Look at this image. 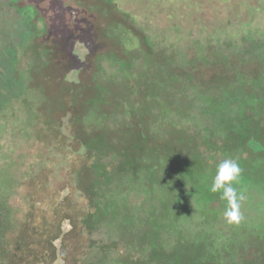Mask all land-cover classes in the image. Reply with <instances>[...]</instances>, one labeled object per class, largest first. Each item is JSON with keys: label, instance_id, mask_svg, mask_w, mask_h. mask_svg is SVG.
<instances>
[{"label": "rangeland", "instance_id": "1", "mask_svg": "<svg viewBox=\"0 0 264 264\" xmlns=\"http://www.w3.org/2000/svg\"><path fill=\"white\" fill-rule=\"evenodd\" d=\"M112 1L144 33L155 56L144 55L126 32H114L132 62L112 53L95 56L97 96L85 113V127L111 133L133 127L163 145L188 139L196 161L184 149L171 164V155L160 152L151 175H133L124 167L94 237L120 240L132 251L151 242L195 241L212 244L226 255L224 261H236L240 249L248 250L253 237L264 234V147L251 139L227 157L201 142L218 138L245 116L264 129V67L246 80L230 67L233 60L264 61V0ZM33 36L52 38L67 60L68 82L79 80L95 48L90 23L63 0H0V199L14 225L37 182L56 195L68 187L75 202L83 201L69 165L84 150L69 148L68 116L60 120L50 101L27 89L25 48ZM215 58L228 64L220 67L221 78L201 77ZM259 136L264 140L262 130ZM225 158L241 168L234 184L245 196L239 224L226 222L227 202L210 191Z\"/></svg>", "mask_w": 264, "mask_h": 264}, {"label": "trees", "instance_id": "2", "mask_svg": "<svg viewBox=\"0 0 264 264\" xmlns=\"http://www.w3.org/2000/svg\"><path fill=\"white\" fill-rule=\"evenodd\" d=\"M63 2L88 20L95 50L86 55L79 80L68 82L65 79L68 74L67 60L52 38L33 36L25 48L30 59L31 76L27 89L50 101L60 120L68 116L69 148L75 152L80 148L84 150L80 157L74 155L69 165L73 186L83 201L80 205L75 202L68 187L65 194L56 195L43 182H37L29 191L27 209L14 225L9 208L0 199V264H110L109 256L116 264H264V234L258 233L248 250L240 249L238 260L232 262L224 261L226 255H222L212 244L195 241L151 242L145 248L140 245L132 251L128 243L123 244L120 240L105 242L94 237L101 227L107 195L111 193L115 177L124 167L133 175L139 172L151 175L153 168L157 167L156 163L160 162V152L171 155L170 164L184 154V149L186 154L192 155L194 162L196 152L191 151V146L194 148L195 145H191L188 139H181L178 144L163 145L151 136L140 134L133 127L126 126L124 130L113 133L85 127V113L97 96L93 76L95 56L112 53L120 61L127 64L132 62L114 32L120 30L129 34L146 56L153 57L155 52L144 33L127 14L117 8L114 1ZM262 61L233 60L230 67L238 68V73L246 80L258 77L257 71L264 67ZM226 65L222 58H215L209 63L208 71L198 74L213 80L221 78L223 71L220 67ZM244 65H248L247 70ZM257 127V121L245 116L232 127H225L218 138L210 134L211 138H206L201 146L227 157L244 149L251 139L264 147L262 136L258 137L264 129Z\"/></svg>", "mask_w": 264, "mask_h": 264}, {"label": "clouds", "instance_id": "3", "mask_svg": "<svg viewBox=\"0 0 264 264\" xmlns=\"http://www.w3.org/2000/svg\"><path fill=\"white\" fill-rule=\"evenodd\" d=\"M241 168L237 161L231 158L223 159L216 168L210 191L221 193L220 199L227 202L223 217L229 224H239L243 219L240 202L245 200L242 192H238L234 184L238 183Z\"/></svg>", "mask_w": 264, "mask_h": 264}]
</instances>
